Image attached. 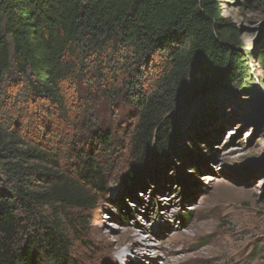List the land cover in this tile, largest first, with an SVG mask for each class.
I'll return each instance as SVG.
<instances>
[{
    "label": "trees",
    "instance_id": "trees-1",
    "mask_svg": "<svg viewBox=\"0 0 264 264\" xmlns=\"http://www.w3.org/2000/svg\"><path fill=\"white\" fill-rule=\"evenodd\" d=\"M240 46L217 0H0V90L16 74L30 100L61 113L68 136L89 135L66 149L60 137L53 148L25 136L24 148L0 146V264H79L86 215L107 194L97 152L116 138L93 95L129 106L133 191L177 157L176 117L191 100L249 81ZM257 55L264 70V45ZM214 113L196 123L198 140ZM117 206L127 208L124 195Z\"/></svg>",
    "mask_w": 264,
    "mask_h": 264
},
{
    "label": "rangeland",
    "instance_id": "rangeland-1",
    "mask_svg": "<svg viewBox=\"0 0 264 264\" xmlns=\"http://www.w3.org/2000/svg\"><path fill=\"white\" fill-rule=\"evenodd\" d=\"M217 1L222 16L239 30L249 81L242 88L217 82L177 114V157L166 171L155 167V174L131 190L134 183L125 181L129 129L135 125L129 106L93 95V109L116 138L109 153L97 152L106 165L107 194L86 215L74 249L79 264H264V70L257 55L264 45V0ZM12 78L15 83L7 81L0 90V146L24 148V136L45 139L49 148L56 137L61 149L73 138L87 143L89 135L68 136L61 113L30 100L18 76ZM86 95L83 88L79 96ZM210 110L214 120L198 140L196 123ZM122 195L127 208L120 211ZM132 234L149 249L144 259Z\"/></svg>",
    "mask_w": 264,
    "mask_h": 264
},
{
    "label": "bare ground",
    "instance_id": "bare-ground-1",
    "mask_svg": "<svg viewBox=\"0 0 264 264\" xmlns=\"http://www.w3.org/2000/svg\"><path fill=\"white\" fill-rule=\"evenodd\" d=\"M130 237L132 239L133 246H138L140 248L139 251H140V253H142V259H144V257H147V255L149 254L148 253L149 249H148L147 245H145V243H143L144 240L141 238V236L132 234ZM120 256H123V255L120 254ZM141 261H143V260H141ZM141 261H140V264L142 263Z\"/></svg>",
    "mask_w": 264,
    "mask_h": 264
}]
</instances>
